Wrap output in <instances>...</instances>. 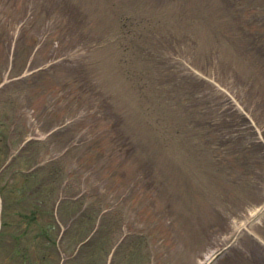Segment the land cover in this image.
Masks as SVG:
<instances>
[{"label":"rangeland","instance_id":"374dc122","mask_svg":"<svg viewBox=\"0 0 264 264\" xmlns=\"http://www.w3.org/2000/svg\"><path fill=\"white\" fill-rule=\"evenodd\" d=\"M234 109H252L264 126V0H0V186L8 206L0 264H32L6 256L11 235L24 230L15 244L27 261L45 264L37 227L48 220L46 204L35 222L18 226L35 207L17 200L25 177L10 184L3 169L27 131L48 139L13 165L28 167L40 151L42 160L59 156L73 191L102 178L121 192L139 178L125 200L126 231L141 227L153 254L124 243L116 264H264V152L251 150L249 131L235 144L227 141L232 129H215ZM121 126L139 159L115 152L103 166L85 135L102 130L110 153ZM206 131L213 136H200ZM74 208L60 205L66 218Z\"/></svg>","mask_w":264,"mask_h":264},{"label":"trees","instance_id":"16d2710c","mask_svg":"<svg viewBox=\"0 0 264 264\" xmlns=\"http://www.w3.org/2000/svg\"><path fill=\"white\" fill-rule=\"evenodd\" d=\"M124 130H125V128H124ZM126 131V130H125ZM121 133H123V135H125V132L124 131H121ZM126 134H128L127 133V131H126ZM129 135V134H128ZM100 138H99V137ZM97 136V138H93L92 139V141H89L91 144H93V146L91 147L93 150V152H96V153H98V155L100 154V156L101 157H103V154H104V152L106 151V147H104L105 146V144H104V142H103V140H105V139H103L104 138V136L103 135H98ZM130 136V138H128V140L126 139V138H124V141H125V144L127 145V146H131V148L132 149H135V147H134V145H133V141H134V139H133V137L131 136V135H129ZM108 149H110V153H106V154H108V155H110V154H112L113 152L115 153H117V152H121L122 151V149L123 148H125V146L123 145V147L121 146V145H118V141H116V144H115V146L113 147V146H108L107 147ZM112 149H114L115 151H111ZM127 150V149H126ZM137 151H136V149H135V151L133 152V154H132V156L131 155H129L130 157H133V156H135L134 158L136 159V157L138 158V155L139 154H137L136 153ZM53 165H49V164H46V166H42V167H40L39 169H38V174H39V176L41 177V176H43L44 178L42 179V183H41V185L42 186H45L46 188H50V191H52V195H50V193H48L49 194V196H52V198L55 196V194H56V187H51V185L52 184H55V182H56V185H57V189H59V186L61 187L62 186V184H63V182H64V178L62 177V175H61V173H60V168H57V167H52ZM32 177V176H31ZM31 177L29 178V180H31ZM54 177L56 178V180L54 179ZM40 184V183H39ZM44 203H46V199L44 200ZM47 204V203H46ZM48 229H50V228H48L47 227V229H46V234H48ZM103 231L105 232L106 231V229H105V227H103ZM114 232V231H113ZM141 245L143 246V243H141ZM104 248H102V250H103Z\"/></svg>","mask_w":264,"mask_h":264}]
</instances>
